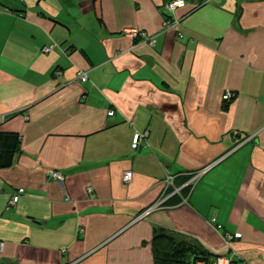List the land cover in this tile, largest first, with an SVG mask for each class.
Returning <instances> with one entry per match:
<instances>
[{"label": "crops", "instance_id": "crops-1", "mask_svg": "<svg viewBox=\"0 0 264 264\" xmlns=\"http://www.w3.org/2000/svg\"><path fill=\"white\" fill-rule=\"evenodd\" d=\"M167 1L0 0V264H154L157 229L264 264V0Z\"/></svg>", "mask_w": 264, "mask_h": 264}, {"label": "trees", "instance_id": "trees-1", "mask_svg": "<svg viewBox=\"0 0 264 264\" xmlns=\"http://www.w3.org/2000/svg\"><path fill=\"white\" fill-rule=\"evenodd\" d=\"M19 146L20 136L18 134L0 131V169L12 165ZM193 173L195 172L188 173L187 180L191 178ZM190 188L191 186L185 185L182 190L188 191ZM151 245L154 264H191L194 256L208 257V264H213L214 259L221 256L202 251L191 243L178 238L176 234L164 229L155 230ZM199 262L201 261H196V264Z\"/></svg>", "mask_w": 264, "mask_h": 264}, {"label": "built area", "instance_id": "built-area-1", "mask_svg": "<svg viewBox=\"0 0 264 264\" xmlns=\"http://www.w3.org/2000/svg\"><path fill=\"white\" fill-rule=\"evenodd\" d=\"M183 6H185V0H168L164 4V8L169 15V16L167 15V17L164 16V21H163L164 29H168V28H170L176 24L174 17L172 18V12L176 8H180ZM124 33L129 37L138 38L150 46H154V44H155L154 36L149 34L148 32H146L145 30L129 29V30H126ZM54 46H55L54 44L53 45H47V46H44L42 50L45 53H49L50 51H52L54 49ZM56 74H60V71H57ZM79 79L81 82H86L88 80L86 73L80 72L79 73ZM232 97H233V93L227 90L223 93L222 100L224 102H228L232 99ZM113 114H114L113 110L108 111L109 116H111ZM6 119H7V117H4V116L0 117V125H2ZM144 136H145V134L136 132L132 138L131 147L133 149H136L138 146H140V144L143 141ZM202 173H203V171H197V172L193 173L191 178L189 179V181L185 185H189L192 187V185L197 181V179L202 175ZM48 176L50 178H52L53 180L57 181L60 185H63V176L59 171L50 170V171H48ZM131 178H132V172L129 170L125 171L123 176H122V180L124 182L128 183L131 181ZM170 186H174L173 185V177L168 176L167 179L165 180V187H164L165 191ZM179 190H180L179 188L174 187L172 194L178 193ZM23 193H24V188H18L15 191V193L13 195H11V197L9 198L8 203H7L8 207L14 206L19 201V199L23 195ZM162 202H163V200L161 202H159L158 205L161 204ZM218 228H220V226H218ZM239 237H241L240 233H234V234L225 233L224 234V240L226 243H230V241H232V239L239 238ZM3 247H4V243L0 241V252L3 250ZM61 251L63 252V251H65V249H62ZM198 264H204V262L201 261ZM213 264H231V259L227 256H219L216 259H214Z\"/></svg>", "mask_w": 264, "mask_h": 264}, {"label": "water", "instance_id": "water-1", "mask_svg": "<svg viewBox=\"0 0 264 264\" xmlns=\"http://www.w3.org/2000/svg\"><path fill=\"white\" fill-rule=\"evenodd\" d=\"M196 261H202L204 264H208V257H203V256H194L191 260V264H196Z\"/></svg>", "mask_w": 264, "mask_h": 264}]
</instances>
